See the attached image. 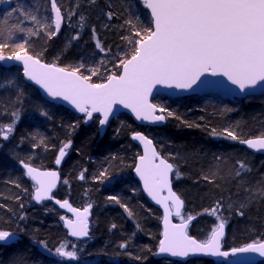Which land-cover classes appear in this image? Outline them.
<instances>
[{
	"label": "trees",
	"instance_id": "obj_1",
	"mask_svg": "<svg viewBox=\"0 0 264 264\" xmlns=\"http://www.w3.org/2000/svg\"><path fill=\"white\" fill-rule=\"evenodd\" d=\"M17 1L0 2V17L18 7ZM64 2L58 0L60 6ZM65 3L69 12L75 8L76 14L68 23L67 12L61 9L64 24L56 36L49 39L44 31L38 36L17 33L13 43L26 40L25 47L30 54L42 53V61L68 70L84 64L80 69L82 75H91L89 69L99 68L98 74L91 78L92 83L104 82L113 72L119 74L120 60L130 58L135 47L122 37L140 38L135 37L134 30L125 22L131 19L142 35V30L151 25L150 14L141 0H96L95 4L90 0H67ZM34 7L41 16L51 15L48 0H34ZM109 11L114 13L111 19L107 16ZM81 15L85 17L84 22L80 20ZM22 19L18 12L14 13L0 27L11 26ZM75 19H79L80 24ZM24 21V26H29V21ZM68 30L71 36L67 40ZM77 33L78 39L73 40ZM97 40L104 51L96 48ZM11 53L12 48L4 51L6 55ZM12 74L23 89L24 97L22 104L12 103L16 90L0 89V123H10L11 112L15 108L21 110L14 133L8 140L0 138V230L14 232L17 239L0 243V264H14L16 260L20 264H228L204 257L184 262L154 257L161 233V213L148 203L132 175L139 148L130 137L140 129L175 166L172 185L184 201L182 215L185 219L189 215L195 217L188 228L190 235L198 240L208 237L218 221L206 210L211 211L220 201L218 214L226 220L224 248L264 239V196L257 195L242 209L243 216L236 212L241 201L250 199L245 188L259 187L264 181V155L252 153L238 141L223 135L226 128L240 139L264 134V93L241 99L156 96L152 101L175 112L179 119L168 117L160 127H143L121 113L100 136L98 117L87 120L85 115L47 101L24 79L17 66L5 65L0 69V78H13ZM5 110L7 114H3ZM41 110L48 115H40ZM213 129L221 135H212ZM41 136L46 146L39 144ZM69 140L71 146L60 167L61 182L55 196L68 199L77 207L92 205L91 237L85 241L68 238L61 219L63 213L54 203L45 201L36 205L32 202L34 184L19 165L23 160L33 166L52 168L59 148ZM34 143L39 146L34 148ZM237 160L246 161L251 171L236 177ZM177 168L181 173L179 177L175 174ZM105 169L109 178L96 179ZM82 174L83 179L80 178ZM110 196H116L120 203L109 200ZM121 204L133 215L129 216ZM40 241L45 242L47 249ZM61 241L67 242L70 250H73L71 245H75L76 259L69 261L55 255L54 250ZM121 243L125 244L124 248L120 247ZM257 264H264V261Z\"/></svg>",
	"mask_w": 264,
	"mask_h": 264
},
{
	"label": "snow or ice",
	"instance_id": "obj_2",
	"mask_svg": "<svg viewBox=\"0 0 264 264\" xmlns=\"http://www.w3.org/2000/svg\"><path fill=\"white\" fill-rule=\"evenodd\" d=\"M49 2L50 16L39 15V10L33 5L18 6L4 14L5 20L17 12L23 19L11 26L0 27V62L22 64L23 76L27 80L38 85L49 97L62 98L69 102L78 112L84 113L88 120L93 118L94 113L99 114L101 127L108 123L113 113V105L116 104L130 109L138 120L162 122L168 117L179 119L175 112L164 107L159 108L162 114H155L157 106L149 103L148 100L154 85L163 84L177 89H190L201 75L209 70L213 75L219 73L227 77L242 92L256 85L258 81H264V0H142L143 6L150 10L151 25L142 30L144 33L142 35L138 25L131 19L125 22L134 30L135 37L140 38L122 37L134 43V52L130 59L120 60L119 67L122 68L120 75L113 72L107 76L106 82L101 83L91 82L92 76L98 74L99 68L89 69L91 75H82L80 69L84 68V64H79L69 71L54 63H43L40 58L42 53L36 56L30 55L25 47L26 40L13 43L17 33L38 36L44 31L49 39L57 35L62 27L64 13L58 0H49ZM95 2L96 0H90L91 4ZM25 7L29 10L25 11ZM44 11L47 13V9ZM75 14V8L67 13L69 17ZM113 15L111 11L107 13L109 19ZM24 20L31 21L33 26H24ZM80 20L84 22L85 17L81 15ZM136 20H139V16ZM53 25L55 30H51ZM92 33L95 38L94 27ZM78 37L79 33L72 39L76 40ZM9 48H12V53L5 55L4 51ZM96 48L104 51L99 40L96 41ZM4 67L5 64L0 63V69ZM12 76L13 78H0V89H15V99L12 103L22 104L23 89L16 82L15 74ZM3 114H7L6 110ZM40 115L47 116L48 113L41 110ZM20 118L21 110L15 108L11 112L10 123H0V138L8 140ZM211 134L221 135L215 129ZM223 135L227 139L247 145L249 149L264 151V134L255 138L240 139L234 131L226 128ZM133 139L141 141L145 146V153L139 157L135 171L143 181L144 190L148 195L164 206V239L160 241L159 252L178 257H187L189 254L228 256V252L221 250V238L225 235L226 220L218 214L220 201H217L211 211L206 210L218 221L212 227L207 239L202 242L193 239L187 234V229L189 222L195 217L189 215L184 219L181 214L183 201L172 191L169 184L168 174L173 171L174 164L160 158L156 150L151 148L152 141L142 133H133ZM39 144L46 146L43 136L40 137ZM39 144L34 143L33 147H38ZM70 146L69 140L59 148L56 164H60L61 158L65 156ZM156 160H159V163H156ZM20 163L25 169V175L35 182L33 199L37 202L52 199L51 193L56 187L58 174L55 171H38L23 160ZM236 165L238 166L236 177L251 171L244 160H237ZM107 171V169L102 171L96 179L107 180L109 178ZM175 174L177 177L181 175L178 168ZM80 178H84L83 174ZM204 178L209 179L208 176ZM163 189H167V196L160 195ZM244 191L250 199L241 201L236 208L237 215L241 216L244 215L242 209L249 206L257 195L264 196V181L259 187L245 188ZM108 199L120 203L116 196H110ZM169 201H171L170 206ZM55 202L76 216L75 220L61 217L70 235L78 238L87 237L88 213L92 205L88 204L81 211L73 208L68 200ZM121 207H124L129 216L133 215L125 205L121 204ZM232 207L233 205H229V208ZM172 209L175 210L176 216H181V223L178 225L172 224L169 220L173 215ZM23 218L21 216V219ZM112 227L114 228L115 225ZM14 238V232L0 230V242L7 243ZM40 244L47 249L44 241H40ZM68 247L67 242L61 241L54 250L55 255L69 260L76 259L75 246H71L73 248L71 251L67 250ZM120 247L124 248L125 244L121 243ZM249 251L264 256V242L231 249L233 254ZM14 264H20V261L16 260Z\"/></svg>",
	"mask_w": 264,
	"mask_h": 264
},
{
	"label": "water",
	"instance_id": "obj_3",
	"mask_svg": "<svg viewBox=\"0 0 264 264\" xmlns=\"http://www.w3.org/2000/svg\"><path fill=\"white\" fill-rule=\"evenodd\" d=\"M48 2H49V0H48ZM141 2H142V0H141ZM49 6L51 7L50 2H49ZM147 10H148V12L150 14V10L149 9H147ZM150 17H151V14H150ZM30 55H32V54H30ZM130 58H128V59H130ZM42 62L46 63L44 61H42ZM1 63H4L7 66H17V67H19L21 69V72H22V75H23L22 64H19V63H16V62H1ZM46 64H51V63H46ZM66 70H68V69H66ZM121 73H122V68L120 69V73L118 75H120ZM24 79L29 84L33 85L38 90L39 94L44 99H46L47 101L55 103V104H58V105H61V106L69 109L70 111H72L74 113L85 115L84 113L78 112L69 102L63 100L62 98H51V97H49L43 91V89H41L34 82L27 80L25 77H24ZM106 80L104 82H106ZM263 93H264V81H258L256 85L251 86V87L247 88L245 91L242 92L239 89V87L237 85L232 84L231 81H229L227 79V77H225V76H223V75H221L219 73H217L216 75H213L211 70H209L208 72L203 73L201 75L200 79L197 81V83L194 84L190 89H177L174 86L173 87H169V86L163 85V84L154 85L153 89H152V92L148 96V100H149V103L156 105L152 101V99L155 98L156 96H166V97H171V98H179V97H184V96H189V95H201V96L204 95V96H217V97L240 98L241 99V98H244L246 96H259V95H261ZM156 106H157V111H156L155 114L156 115L162 114L159 111L160 107L158 105H156ZM121 113L127 114L138 126L160 127L165 122V121L153 122V121H147V120H143V119L138 120V119H136L135 114L132 113L130 109L125 108L123 105L116 104V105H113V113L111 114L108 123L106 125H104L103 127H101L99 125V123H98V130H99L100 136L104 135V133L106 132V129L108 128L110 122L116 116H118ZM93 117H98L99 119L101 118V116L99 114H96V113L93 114ZM135 132H140L143 135H145L149 140H151L152 141L151 148H154L156 150V152L159 154L160 158H163V159H166V158H164L162 156V154H160V152L158 151V149H157L156 145L154 144L153 140L146 133H144L141 130H136V131L131 133V137H130L131 141L133 142V144H135L139 148V154H138V156L135 159V163H134V166H133V169H132V175L136 179V181L138 182V184L140 186V190H141L143 196L148 201V203L151 204L153 207L157 208L160 211V213H161V219H160L161 233H160V239H159V242H158V246L156 248V251L154 252V257L157 258V259H168V260H176V261H182V262L188 261V260H190L191 258H194V257H204L206 259H209V260H212V261H215V262H224V263H228V264H257L259 262L264 261V256H261L258 252L249 251V252H244V253H235V254H233L231 252V249L245 247L247 244L243 245V246H240V247H233V248L226 249V248L223 247V240L225 238V235L221 238V250L228 252L229 253L228 256H211V255H204V254H189V256H187V257H178V256H172L170 253H160L159 252L160 241L162 239H164V236H163V233H164V220H163V217H164V206L162 204H160V203H157L156 200L152 199L148 195V193L144 190L143 181L140 179V176L135 171V167H136V164L139 161V157L144 155V153H145L144 144L141 141H139V140L133 139V133H135ZM255 137H258V136L249 137V138H246V139L255 138ZM241 145L244 146L245 148H247V150H249L252 153L264 155V151H255V150L249 149L247 147V145H244V144H241ZM67 154H68V151L66 150L65 156L61 158L60 164H56V162H55V165H54L53 168H41V167H37V166L31 165L32 167L37 168L38 171H42V172L55 171L58 174L57 175V179H56V187L54 189H52V193H51L52 199H43L40 202H37L36 200L33 199V201H34V203H41V202L46 201V200H51L55 204V206L63 213V217H65L66 219H69V220H75L76 216H75L74 213L70 212L67 208H61L60 205L55 202L56 200H60V201L68 200V199H59V198H57L55 196V192H56V190H57V188H58V186L60 184V181H61L60 167H61L64 159L66 158ZM168 162L171 163L170 161H168ZM156 163H159V160H156ZM20 167H21V169L23 170V172L25 174V169L23 168L22 164H20ZM173 172H174V168H173V171L168 174V179H169V184H170V187L172 188V191L175 192V190L173 189V185H172ZM26 177L30 181H32L30 177H28V176H26ZM32 182H33V184H35L34 181H32ZM34 191H35V188H34ZM34 191H33V195H34ZM160 195L161 196H167L168 195L167 189H163L160 192ZM180 199L183 201V199L181 197H180ZM69 203H70V201H69ZM168 203H169V206H170L171 205V201H169ZM184 206L185 205H184V201H183L181 214L184 212ZM72 207L80 209L82 211L83 208L86 207V206L77 207V206L72 205ZM92 211H93V208L91 207L89 209V213H88V231H89V235L87 237H79L78 238V237L71 236L70 232H69V229L66 227L65 222L63 220L64 228H65V230L67 232V236H68V238L70 240L85 241V240H88L91 237ZM172 211H173V215H171L169 217V220L171 221L172 224H177V225L180 224L181 221H177L176 220L180 216H176L174 214V212H175L174 209H172ZM191 222L192 221L189 222V225H190ZM188 228H189V226H188ZM225 232H226V227H225ZM187 234L189 236H191L193 239H196L198 242H202L201 240H198L194 236L190 235L189 232H188V229H187ZM16 239H17V236L15 235V238L12 239L10 242L15 241ZM10 242H7V243H10ZM257 242H264V239L260 240V241H257ZM257 242H253V243H257ZM0 243H3V242H0ZM248 244H251V243H248Z\"/></svg>",
	"mask_w": 264,
	"mask_h": 264
},
{
	"label": "rangeland",
	"instance_id": "obj_4",
	"mask_svg": "<svg viewBox=\"0 0 264 264\" xmlns=\"http://www.w3.org/2000/svg\"><path fill=\"white\" fill-rule=\"evenodd\" d=\"M67 0H65V2H66ZM18 3V5L19 6H22V5H33L34 6V0H18L17 1ZM64 2V4H63V6H61V9L62 8H64V10H65V12H69V9H68V6H67V3H65ZM8 2H7V0H5L4 1V3L3 4H7ZM61 4V5H62ZM24 10L25 11H28L29 10V8L28 7H25L24 8ZM49 16H50V14H49ZM73 16L72 17H69L68 16V23H70L73 19ZM0 20H2V22H6L7 20H5V16L4 15H2L1 17H0ZM75 22L77 23V24H80V20L79 19H75ZM23 23H25V21H23ZM63 24H64V20H63ZM62 24V25H63ZM66 25H68V24H66ZM29 26H33L32 25V22L31 21H29ZM52 27H54V25L52 26ZM71 36V31L70 30H68V33H67V36H66V39L68 40V38ZM74 36V35H73ZM118 75V74H117ZM165 115V114H164ZM2 119H5V117L4 116H2ZM166 121V120H165ZM141 130V129H140ZM142 131V130H141ZM144 132V131H143ZM145 133V132H144ZM183 217H184V219L186 218V216H184V215H182ZM177 221H181V217H178L177 218ZM210 234V233H209ZM207 239V238H206ZM206 239H203V240H201V241H204V240H206ZM74 245V244H73ZM72 246V245H71ZM75 246V245H74ZM67 250H69V251H71L70 249H69V247L67 248ZM84 261H86V260H84Z\"/></svg>",
	"mask_w": 264,
	"mask_h": 264
},
{
	"label": "bare ground",
	"instance_id": "obj_5",
	"mask_svg": "<svg viewBox=\"0 0 264 264\" xmlns=\"http://www.w3.org/2000/svg\"><path fill=\"white\" fill-rule=\"evenodd\" d=\"M21 164V163H20ZM19 164V165H20ZM34 191V190H33ZM46 201H51V200H46ZM32 202L34 203V201H33V192H32ZM43 202H45V201H43ZM52 202V201H51ZM42 203V202H41ZM41 203H34V204H36V205H38V204H41ZM53 203V202H52ZM55 205V204H54ZM57 208V207H56ZM58 209V208H57ZM59 210V209H58ZM60 211V210H59ZM61 212V211H60Z\"/></svg>",
	"mask_w": 264,
	"mask_h": 264
}]
</instances>
